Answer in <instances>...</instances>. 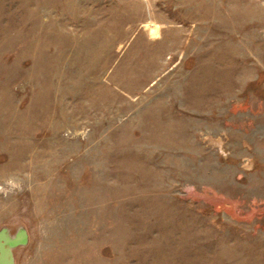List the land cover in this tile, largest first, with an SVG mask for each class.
Segmentation results:
<instances>
[{"label": "rangeland", "instance_id": "obj_1", "mask_svg": "<svg viewBox=\"0 0 264 264\" xmlns=\"http://www.w3.org/2000/svg\"><path fill=\"white\" fill-rule=\"evenodd\" d=\"M16 264H264V0H0V228Z\"/></svg>", "mask_w": 264, "mask_h": 264}, {"label": "water", "instance_id": "obj_2", "mask_svg": "<svg viewBox=\"0 0 264 264\" xmlns=\"http://www.w3.org/2000/svg\"><path fill=\"white\" fill-rule=\"evenodd\" d=\"M29 232L24 224L15 228H0V264H16V250L29 244Z\"/></svg>", "mask_w": 264, "mask_h": 264}]
</instances>
